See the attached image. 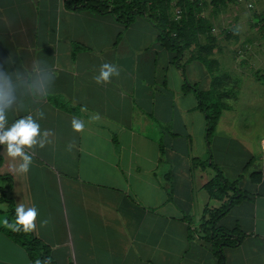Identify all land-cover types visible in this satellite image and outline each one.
<instances>
[{
    "label": "crops",
    "instance_id": "obj_1",
    "mask_svg": "<svg viewBox=\"0 0 264 264\" xmlns=\"http://www.w3.org/2000/svg\"><path fill=\"white\" fill-rule=\"evenodd\" d=\"M38 61L54 69L50 91L8 120L42 110L50 143L36 149L26 174L0 145V217L10 203L35 205L31 235L55 264H217L205 222L233 191L208 194L209 158L242 193L214 225L235 240L220 248L223 264H264L262 83L218 71L238 86L226 94L221 76L215 84L220 111L206 143L195 96L146 18L125 24L65 0H0V70L31 73ZM106 62L120 75L97 84ZM180 63L189 84L211 88L215 72L194 59ZM73 118L83 132L73 131ZM2 228L0 264H31Z\"/></svg>",
    "mask_w": 264,
    "mask_h": 264
},
{
    "label": "trees",
    "instance_id": "obj_2",
    "mask_svg": "<svg viewBox=\"0 0 264 264\" xmlns=\"http://www.w3.org/2000/svg\"><path fill=\"white\" fill-rule=\"evenodd\" d=\"M175 1L179 6V18L176 22L167 20L165 15L167 3L165 0H110L108 2L110 7H108L106 1L102 0H65V4L68 7L90 9L96 13H109L116 21L125 24L129 23L135 16H144L155 28L158 42L170 52L172 64L179 69L183 79L182 88L192 90L197 102L196 108L204 116V139L208 143L220 111L219 93L217 88L214 87L215 84L219 83L220 76L212 77L213 83L208 91L198 90L184 78L180 61L184 56L185 50L189 48V40L192 34L196 31H202L203 21L195 15L198 5L197 0ZM229 34H232L235 38L236 33L234 31H230ZM209 55L210 48L208 42H206L196 45L195 49L185 60L194 59L199 61L211 74L214 72V66L216 65L217 67V61L214 58H209ZM260 78L261 83L264 85V75ZM206 164H210L215 172L212 178L204 184L208 194L216 196L217 194H223L226 189L233 191L223 205L210 213L209 220L205 222L204 228L207 238H212L211 240L214 241L212 243V253L216 258L217 264H223L220 248L224 245H233L235 240L229 241L228 232L221 228H214V225L218 218L242 196V193L234 187L233 182H229L223 177L220 170L211 163L209 158L206 160ZM8 214V219L14 221L15 210L11 203ZM2 231L12 242L24 249L31 264H35L37 259L43 261L49 258L46 246L40 243L31 233H16L5 228H2ZM50 264L55 263L50 259Z\"/></svg>",
    "mask_w": 264,
    "mask_h": 264
},
{
    "label": "clouds",
    "instance_id": "obj_3",
    "mask_svg": "<svg viewBox=\"0 0 264 264\" xmlns=\"http://www.w3.org/2000/svg\"><path fill=\"white\" fill-rule=\"evenodd\" d=\"M119 75V67L106 62L101 65L99 75L95 76L94 80L97 84H107L114 76ZM54 80V69L43 61H38L31 73L21 72L19 69L0 70V145L5 146L8 157L21 161L16 169L19 173L26 174L29 171L36 149H42L50 143L51 133L47 129H41L39 120L45 118L42 110L37 111L35 115L30 112L20 116L12 123H9L8 115L23 110L28 98L35 99L48 94ZM92 119L98 120L99 115ZM71 126L75 132L85 130L84 121L78 118L72 119ZM38 218L39 211L35 205L28 207L19 203L15 208L14 221H10L6 215L0 217V227L16 233L29 234L36 231ZM40 223L41 227H44L48 220L44 219ZM50 259H37L35 264H50Z\"/></svg>",
    "mask_w": 264,
    "mask_h": 264
},
{
    "label": "rangeland",
    "instance_id": "obj_4",
    "mask_svg": "<svg viewBox=\"0 0 264 264\" xmlns=\"http://www.w3.org/2000/svg\"><path fill=\"white\" fill-rule=\"evenodd\" d=\"M165 1L167 20L176 22L178 18H175V15L179 6L175 0ZM197 1L195 15L203 21V29L192 34L189 48L185 50L182 59H186L196 45L208 42L209 58L217 59L221 64V69L214 66L215 76L223 70L236 73L243 71L261 83L260 77L264 75V0ZM247 3H251V7L246 6ZM230 31L236 33L235 38L229 34ZM248 60L251 61L250 64ZM220 76L226 81V94L238 86V80H230L226 74ZM248 81L252 82L253 79ZM230 84L231 86H228ZM245 95L254 100L257 99L254 95ZM249 116L252 119L255 117L252 112H249Z\"/></svg>",
    "mask_w": 264,
    "mask_h": 264
},
{
    "label": "built area",
    "instance_id": "obj_5",
    "mask_svg": "<svg viewBox=\"0 0 264 264\" xmlns=\"http://www.w3.org/2000/svg\"><path fill=\"white\" fill-rule=\"evenodd\" d=\"M102 1H106L108 7H110V4L108 3L110 0H102ZM246 6L251 7V3H247ZM175 18H179V11L178 10L176 11Z\"/></svg>",
    "mask_w": 264,
    "mask_h": 264
},
{
    "label": "bare ground",
    "instance_id": "obj_6",
    "mask_svg": "<svg viewBox=\"0 0 264 264\" xmlns=\"http://www.w3.org/2000/svg\"><path fill=\"white\" fill-rule=\"evenodd\" d=\"M263 146H264V144H263Z\"/></svg>",
    "mask_w": 264,
    "mask_h": 264
}]
</instances>
